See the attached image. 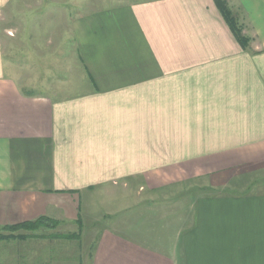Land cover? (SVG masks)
Wrapping results in <instances>:
<instances>
[{"label":"crops","instance_id":"crops-1","mask_svg":"<svg viewBox=\"0 0 264 264\" xmlns=\"http://www.w3.org/2000/svg\"><path fill=\"white\" fill-rule=\"evenodd\" d=\"M20 1L0 0V228H71L5 230L0 264H264V184L236 189L264 174V0H222L247 47L216 0L62 19L88 85L50 95L9 58Z\"/></svg>","mask_w":264,"mask_h":264},{"label":"rangeland","instance_id":"rangeland-1","mask_svg":"<svg viewBox=\"0 0 264 264\" xmlns=\"http://www.w3.org/2000/svg\"><path fill=\"white\" fill-rule=\"evenodd\" d=\"M121 1L124 0H21L17 7H20L18 11H16L17 14L11 13L5 23L8 24L9 27H12L13 24L21 27L22 31L20 32V37L21 39L26 38V40H22L21 43H26L22 46H19L20 41L16 38V48H10L12 51L15 49L16 52L13 51L14 55L9 58L16 62L14 64L20 66V73L26 75L27 78H25V81L31 84L30 90L35 93L50 95L54 92V86H59L67 91H80L83 87H86L88 83L81 77L76 66V60L74 59L76 42L72 33L68 31V29H71V25L64 26L62 25L63 23L60 22L62 19L64 22L65 20H70L71 22L73 18L86 12L106 10V8L112 7L114 6L113 4ZM35 18H38V21L41 20L44 22L48 20V22L53 23V30H43L38 34L41 47H35L31 44L28 46L29 39L33 40L35 37H38L36 36L34 27V25H36L34 22ZM57 22L60 23L59 26L62 25V27L55 31ZM42 27L44 28L45 25L43 24ZM5 33L7 36H12L14 34L12 30H6ZM12 51H9V53L12 54ZM239 182L240 186L236 188L237 190L241 189L246 192L259 190L264 184V174L254 178L242 179ZM247 185L251 186L247 187ZM234 187V184H232L228 188V191ZM255 187L260 188L256 189ZM216 191H218V189L210 188L204 193H214ZM99 211H107L106 206H102ZM126 214H128V211L119 213L117 215L118 217L102 219L99 222L100 227H105L106 224L115 225L117 218ZM50 226L52 228L54 226L57 231H68L71 228L64 224H58V226L57 224H50ZM50 226L46 228L48 227L47 222L43 221L28 229H31V231H35L36 229L37 232H40L39 230L51 231L52 229H50ZM86 227L85 225L84 229ZM5 230L7 229L0 228V237L5 235ZM84 241L87 242L86 240Z\"/></svg>","mask_w":264,"mask_h":264},{"label":"trees","instance_id":"trees-1","mask_svg":"<svg viewBox=\"0 0 264 264\" xmlns=\"http://www.w3.org/2000/svg\"><path fill=\"white\" fill-rule=\"evenodd\" d=\"M216 2H217V5H218L219 9L221 10V12L223 13L224 17L226 18V20L228 21L229 25L231 26V28H232L234 34L236 35V38L238 39V41L244 47H247L249 40L247 39V37H245L243 35L242 27L238 24L236 18L232 14V12L227 8V6H226L224 1L216 0ZM43 221L48 222L46 218H41V219L35 221L34 224L41 223ZM32 225H33L32 222H23L21 224L15 225V226H9L7 228L5 227L4 229L16 230V229H21L23 227H28L29 228Z\"/></svg>","mask_w":264,"mask_h":264}]
</instances>
